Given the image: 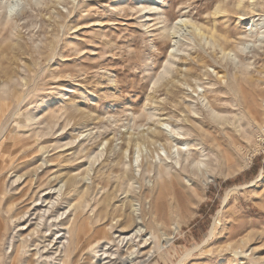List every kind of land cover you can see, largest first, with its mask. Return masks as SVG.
<instances>
[{
  "label": "rangeland",
  "instance_id": "374dc122",
  "mask_svg": "<svg viewBox=\"0 0 264 264\" xmlns=\"http://www.w3.org/2000/svg\"><path fill=\"white\" fill-rule=\"evenodd\" d=\"M259 87L264 0H0V264H264Z\"/></svg>",
  "mask_w": 264,
  "mask_h": 264
},
{
  "label": "bare ground",
  "instance_id": "6f19581e",
  "mask_svg": "<svg viewBox=\"0 0 264 264\" xmlns=\"http://www.w3.org/2000/svg\"><path fill=\"white\" fill-rule=\"evenodd\" d=\"M9 7H11L12 5L10 4V5H8ZM14 6H18V2L14 5ZM149 10V11H152V10H154V8H152V7H144L143 8V10ZM218 13L219 12H221L220 10H218L217 11ZM148 14V13H147ZM151 17V16H150ZM167 18L168 17H165L164 18V20L162 21L163 23L167 20ZM151 20V19H150ZM182 21L183 22H186L187 24L189 23V21L188 20H186V19H182ZM162 22H160L161 24H163ZM164 25V24H163ZM162 25V26H163ZM161 28V27H160ZM164 28V27H163ZM163 32H166V30L164 29V31ZM206 35V34H205ZM211 38L214 40V42L217 44L218 42H219V37H218V35L217 34H211ZM259 86V85H258ZM258 93H261V94H264V89L263 88H261V87H259L258 88V92H253V100H256V98H257V96H258ZM168 128V127H167ZM157 131V130H156ZM158 135L159 136H162V137H166V139H167V141L169 142V144H171L172 146L175 144V145H178V144H180V145H182V148L181 147H179L178 149H179V152H180V150H182L183 149V145H185L186 144V142L185 141H183V140H181V137H180V135H179V133L178 132H176L175 131V129L174 128H171V130H169V129H167L166 130V132H165V129H163V130H159L158 132H153L152 133V137H155V136H157L158 137ZM148 137V136H147ZM143 139V138H142ZM146 139V138H145ZM150 140H151V137H150ZM153 140V139H152ZM132 142V141H131ZM179 146V145H178ZM77 181H75V180H71V181H69V185H70V187L71 186H73L74 187V185H75V183H76ZM218 222H219V220H218V218H215V221H214V224H213V226H212V228H211V230H210V233H209V235H212L213 234V232H214V230H215V228H216V225H218ZM133 225H135L134 226V228L132 229V231H134V233L133 234H131L132 236L130 237V239L129 240H132V238H134L133 236H134V234H136L137 236H139V234L140 235H142V229H141V227H137L138 225V223H136V221L134 220L133 221ZM145 236V235H144ZM128 237H129V235L127 236H124L123 238H122V240L124 241V240H126V239H128ZM128 242V241H127ZM234 253V252H233Z\"/></svg>",
  "mask_w": 264,
  "mask_h": 264
}]
</instances>
